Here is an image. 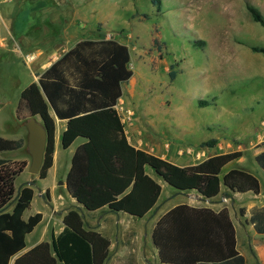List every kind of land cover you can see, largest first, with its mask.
I'll list each match as a JSON object with an SVG mask.
<instances>
[{
    "label": "rangeland",
    "instance_id": "rangeland-1",
    "mask_svg": "<svg viewBox=\"0 0 264 264\" xmlns=\"http://www.w3.org/2000/svg\"><path fill=\"white\" fill-rule=\"evenodd\" d=\"M247 4L264 16V0H160L159 4L155 0H0V81L14 86L9 62L21 70L23 80L17 81L8 104L0 94V135L24 138L22 148L1 154L3 159L28 164L16 180L17 192L31 179H40L28 171L31 155L24 122L29 116L23 112L15 113V121L12 118L19 86L27 80L22 70L29 66L24 51L48 46L65 50L81 37L111 34L129 47L130 68L141 93L135 101L140 109L153 111L150 121L157 127L160 155L208 157L213 147L203 145L217 137V151H241L244 157H254L264 135V54L251 46L264 48V28L254 22ZM20 49L21 60L15 56ZM168 66L171 72L164 75L162 70ZM172 72L177 73L175 79ZM129 107L133 117L136 111ZM190 124L196 125L203 141L187 139L185 128ZM167 140L170 148L165 153ZM254 165L258 167L255 161ZM53 180L52 174L45 182L33 181L36 191L51 187ZM259 180L264 194V172ZM55 188L62 190L58 184ZM43 196L51 197L48 191ZM41 199L36 197L26 217L37 213ZM61 201L64 204L58 203L57 211L70 206L69 198ZM49 204L48 214L60 219L61 212L52 213L56 207ZM245 248L251 264H260L253 246Z\"/></svg>",
    "mask_w": 264,
    "mask_h": 264
},
{
    "label": "trees",
    "instance_id": "trees-1",
    "mask_svg": "<svg viewBox=\"0 0 264 264\" xmlns=\"http://www.w3.org/2000/svg\"><path fill=\"white\" fill-rule=\"evenodd\" d=\"M160 0H155L159 4ZM254 22L264 28V16L252 4L246 5ZM254 52L264 54V48L251 46ZM91 53V54H89ZM87 55H97L99 60L87 62ZM104 65L93 76L82 70L89 65ZM130 49L114 40L84 41L68 51L39 79L21 93L18 113L39 116L48 132L45 159L39 177L47 178L53 166L55 149V120L66 119L67 128L62 136V146L68 149L81 137L87 142L76 150L66 179L69 195L88 211L108 207L113 212L145 217L157 205L162 194L161 185L149 175L148 169L160 175L171 187L180 191H197L206 199L221 193L224 185L232 192H260L259 179L245 169L225 168L243 157L241 151L211 156L189 167L178 166L159 156L137 149L128 140L122 116L116 109L118 98L123 94L121 83L133 76L128 67ZM78 70V76L74 74ZM176 72L171 73L175 79ZM110 86L113 96L108 97ZM217 139L203 146L215 147ZM24 141L0 137V154L23 147ZM264 148V136L259 144ZM264 170V150L256 156ZM27 167L26 161L8 160L0 157V264H10L13 257L26 247L25 238L43 219L36 213L23 219L34 198L35 183L24 185L19 192L16 180ZM12 208L11 211L9 209ZM244 214V209H241ZM195 219L205 223L203 228L191 233L186 223ZM225 220L229 233H221L219 222ZM64 229L51 243L42 242L30 251L15 258L13 264H105L111 242L101 233L88 230L80 212L70 209L63 218ZM264 233V228H258ZM172 242L178 256L186 253L196 255L191 263L246 264L245 258L236 250V232L227 209L219 213L209 208H195L179 204L162 216L153 233L155 245L162 250L164 235ZM193 241L195 249L190 248ZM191 241V242H192ZM229 246L226 253L206 255L214 243L217 247ZM195 242V243H194ZM177 246V250H176ZM192 251H198L194 253ZM182 264V263H166ZM185 264V263H184Z\"/></svg>",
    "mask_w": 264,
    "mask_h": 264
},
{
    "label": "crops",
    "instance_id": "crops-1",
    "mask_svg": "<svg viewBox=\"0 0 264 264\" xmlns=\"http://www.w3.org/2000/svg\"><path fill=\"white\" fill-rule=\"evenodd\" d=\"M111 36H112L111 34H107V36L102 34L101 36H95V37L93 36L81 37L78 38L70 48L65 50H59L57 48L54 49L48 46V47L39 48L35 51L33 50L32 52L31 51L28 52L27 50L24 51V53H26L24 57L25 61H27V57H30L32 59L28 61L29 66L28 69H26L27 71L25 69H22L25 72L24 76L27 77V80H25L24 82L25 84L23 86L21 87L19 86L20 89L18 93V98H19L18 107L20 104L22 91L31 83L33 82L38 83L40 77L55 62L60 60L68 51L75 48L79 43L84 41L114 40L117 41L119 44L126 45L121 40ZM24 53L22 49H20L19 53L15 51V56L17 59L21 60L22 55ZM86 57H87V62L89 64L93 60H97V61L99 60V57L97 55L94 56L87 55ZM130 63L132 64V54H131ZM8 65H10V67L12 68L11 70L14 73L13 75L14 86L12 87H10V85L5 86V83L0 81V94L2 95V98L5 97L7 98L6 100L7 104L10 101L9 100L10 94L14 93L16 89L17 81L21 80V82L23 83L22 76L19 73L21 70L18 71L15 69L16 65L14 62H9ZM103 65L104 62H101V64L99 65H95V66L89 65L85 69L83 67L81 68L82 70L86 71L91 76H93L94 73L96 72V69L102 67ZM128 67L130 68V64L128 65ZM162 71L164 75L171 72L169 66L165 67ZM74 74L78 76L79 75L78 70H74ZM137 80H138L137 76L133 71V76L131 77V79L121 83L123 94L120 98H118L116 104V109L122 116V120L125 125V130L128 140L134 147H136L137 149L144 150L148 153L154 154L156 156H159L160 158L168 160L181 167L194 166L207 160L211 156L217 154H225L224 152L217 151V146L220 145V142L218 141L216 146L211 149V155L208 157H166L165 155H160L159 154L160 138L159 135L155 133L158 132L157 127H155L156 124H154V122L150 121V113H152L153 111H150L149 109L147 110L140 109L139 103H136L135 101L136 96L139 97L141 95V93L140 92L138 93L136 90ZM113 90L114 88L110 86V93L108 94V97L112 98ZM129 105H133L136 114L133 115L132 121L127 123L125 121V114H126V110L127 111L130 110ZM18 107L16 112L14 109V113H13L14 115L12 116L14 121L16 120L15 113L18 114ZM1 111L2 109L0 108V113ZM51 114L55 120V125H56L53 166L48 171L47 178L31 179L29 182H33L36 180H40V182H45L52 176V174L54 176V180L51 183V187L46 185L43 188H41L38 192L36 191V186L35 185L33 186L34 198L32 200L30 208L24 212L23 219L28 220V218L32 216L28 214L26 217V214L35 204V200L37 196L42 198L41 199L42 203L38 206L36 212L42 213L43 219L35 227V229L26 236L25 249L22 250L18 255L13 257L10 261V264L14 263L16 257L30 251L38 244L42 242L51 243L53 235L57 236L63 231L64 229L63 218L70 209H77L80 212L85 222V226L87 227L88 230L97 231L110 240L111 245L109 248V256L105 264L191 263L192 259L196 255H191L186 253L184 256H178L173 251L172 242L169 241V239H167L169 235L166 234L164 235L165 240L163 242L165 246L162 250L163 252L162 257H164V261H163L161 258L160 250L155 245L153 239V233L162 216L166 214L171 208L179 204H187L195 208H209L216 213H219L223 209H227L229 212L230 220L236 232V250L238 254L242 255L245 258L246 264H251L252 257L250 255V251L246 249L245 246L248 247L253 246L260 264H264V233H260L257 230V227L264 228V194L261 188L258 194H255L251 191L245 193H239V192H232L229 189H227L224 185H222L221 193L218 196H216L213 199H206L199 192L195 190L185 191L181 193L178 192L175 188L171 187L167 182L159 178L153 172V170L148 169L147 172L149 173V175L155 178V180L161 185L162 194L155 208L151 210L145 217L138 218L124 212H113L108 207H104L100 210L93 212L87 211L81 204H79L75 199H73L69 195L66 189V179L69 170L71 168L72 157L74 156L78 147L84 144L85 142H87V140L85 138L79 137L73 142V144L68 149H64L62 146V136L67 128L68 121L66 119L58 118L53 110H51ZM195 126L196 125L190 124L185 128L186 137H188L187 138L188 140L192 139L201 142L203 141L204 138L202 137L198 138L200 134L198 133V128ZM148 136H151V140H149ZM0 137H3L5 139H10L9 134H5V135L2 134L0 135ZM206 138L207 137L205 136V139ZM19 139H24V138L22 136H19V137H15V139H10V140H19ZM213 139H217V137H214ZM163 145H164L163 151L166 153L167 148L168 147L170 148V142L167 140L166 142H164ZM188 145L192 147L193 145L196 144L190 143ZM258 148L260 150L254 153V157H244V156L241 157L237 161L227 165L225 168V172L233 168L245 169L259 179L260 175L261 174L263 175L264 170L256 161V156L259 153H261L264 150V148H260L259 145ZM65 157L68 158L66 159ZM254 161L256 162L258 167L254 165ZM251 168L253 170H251ZM58 179H61V182H59ZM56 184L62 186L61 191L55 188ZM260 187H261V183H260ZM47 191L50 192V196H51L49 200H46V196H43L44 193ZM65 198L70 199L71 201L70 206L64 208L61 211H57L59 205L64 204L63 201L61 200ZM49 203L55 204L56 207V209H54L52 213L61 212L59 213L60 219H53L51 214H48L47 208L48 206H50ZM241 209H244V214H241ZM86 214H90L87 219L85 218ZM186 225L188 231L194 233L198 231V229L203 228L205 223H202V221H197L195 219H189ZM218 226L220 227L219 230L221 231V233H229V225L225 220L220 221ZM191 241H190V248L195 249L196 247L193 245V241L192 242ZM176 250H177V246H176ZM228 250H229V246L224 245V241H222L221 248L217 247V245L214 243V245H212L208 250L204 251V253H206V255L216 256L218 254L226 253L228 252ZM192 252L199 253L198 251H192ZM195 264H214V263L198 262Z\"/></svg>",
    "mask_w": 264,
    "mask_h": 264
},
{
    "label": "water",
    "instance_id": "water-1",
    "mask_svg": "<svg viewBox=\"0 0 264 264\" xmlns=\"http://www.w3.org/2000/svg\"><path fill=\"white\" fill-rule=\"evenodd\" d=\"M24 126L28 131L27 137V149L31 155V164L28 167V171L32 175H38L44 163L45 153L48 141L47 129L39 116H30L24 122ZM156 175L165 181L160 175ZM166 182V181H165ZM33 182H28V185H32ZM178 192H184L177 190ZM83 206V205H82ZM84 207V206H83Z\"/></svg>",
    "mask_w": 264,
    "mask_h": 264
},
{
    "label": "built area",
    "instance_id": "built-area-1",
    "mask_svg": "<svg viewBox=\"0 0 264 264\" xmlns=\"http://www.w3.org/2000/svg\"><path fill=\"white\" fill-rule=\"evenodd\" d=\"M31 59H32V58L27 57V60H28V61H30ZM127 114H128V115H127V117L125 118V121L128 123V122L131 121L132 116H130L131 113H130L129 110L127 111ZM126 119H127V120H126ZM122 121H123V120H122Z\"/></svg>",
    "mask_w": 264,
    "mask_h": 264
}]
</instances>
